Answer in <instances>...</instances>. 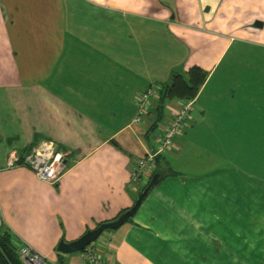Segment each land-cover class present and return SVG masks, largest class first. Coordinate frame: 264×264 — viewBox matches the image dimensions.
<instances>
[{
	"label": "crops",
	"instance_id": "1",
	"mask_svg": "<svg viewBox=\"0 0 264 264\" xmlns=\"http://www.w3.org/2000/svg\"><path fill=\"white\" fill-rule=\"evenodd\" d=\"M194 65L208 76L168 175L96 246L111 264H264V0H0V216L18 248L85 263L59 241L134 204L172 118L173 99L153 128L158 98L135 121L137 95ZM42 139L65 153L59 182L20 164Z\"/></svg>",
	"mask_w": 264,
	"mask_h": 264
},
{
	"label": "built area",
	"instance_id": "2",
	"mask_svg": "<svg viewBox=\"0 0 264 264\" xmlns=\"http://www.w3.org/2000/svg\"><path fill=\"white\" fill-rule=\"evenodd\" d=\"M163 86L152 84L142 90L137 95V115L135 121L142 122L150 113L153 100L158 99ZM169 108L172 109V118L163 124L161 134L157 142L156 149L141 156L137 161L132 174L133 182L141 180L149 181L151 175L156 168V159L159 155L164 154L174 146V139L180 135L194 112V99L179 100L173 99ZM19 158L10 156L9 164L15 165ZM21 165L32 169L35 174L42 180L56 183L59 182L65 167V153L61 151L56 142L51 139H42L34 144L30 150L24 155ZM2 219L0 216V226ZM110 233H102L100 240L106 244L110 241ZM19 258L24 264H49V259L46 255L36 250L28 244H23L18 248ZM84 264H111L110 261L99 252L95 242L90 243L84 250Z\"/></svg>",
	"mask_w": 264,
	"mask_h": 264
},
{
	"label": "trees",
	"instance_id": "3",
	"mask_svg": "<svg viewBox=\"0 0 264 264\" xmlns=\"http://www.w3.org/2000/svg\"><path fill=\"white\" fill-rule=\"evenodd\" d=\"M207 76L208 73L197 65L192 66L186 76L183 74H175L171 81L167 85L163 86L160 92L159 101L155 106L157 117L155 123L153 124V128L155 129L158 127L160 122L163 120L165 116L166 103L168 101L172 99H195L201 87L205 83ZM159 160L160 155L156 159V168L153 174L157 171L161 172V167L158 166ZM166 175L168 174L162 173L161 180ZM146 184L142 186L140 193ZM0 264H24L19 258L18 247L14 243L13 233L9 229L4 228L3 224L0 226Z\"/></svg>",
	"mask_w": 264,
	"mask_h": 264
},
{
	"label": "water",
	"instance_id": "4",
	"mask_svg": "<svg viewBox=\"0 0 264 264\" xmlns=\"http://www.w3.org/2000/svg\"><path fill=\"white\" fill-rule=\"evenodd\" d=\"M256 24H259V22H257ZM161 177L162 173L160 171L155 172L151 176L149 182L146 184L142 192L136 198L134 204L120 213L115 219L102 222L96 228L87 230L83 235L75 240L67 241L64 237H62L57 246V250L65 254L84 251L90 243L98 240V238L102 233H104V231L120 228L122 225L127 223L131 219V217L135 215L143 200L147 197L149 192L159 183Z\"/></svg>",
	"mask_w": 264,
	"mask_h": 264
},
{
	"label": "rangeland",
	"instance_id": "5",
	"mask_svg": "<svg viewBox=\"0 0 264 264\" xmlns=\"http://www.w3.org/2000/svg\"><path fill=\"white\" fill-rule=\"evenodd\" d=\"M161 123H162V121L160 122V125H161ZM159 128H160V127H159ZM158 131H159V130H158ZM99 240H100V238H98V240H96L95 243L98 242Z\"/></svg>",
	"mask_w": 264,
	"mask_h": 264
}]
</instances>
